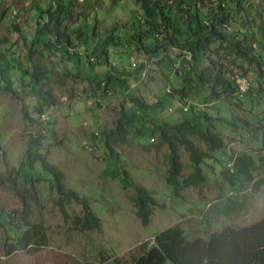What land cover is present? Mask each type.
I'll list each match as a JSON object with an SVG mask.
<instances>
[{"label": "rangeland", "instance_id": "374dc122", "mask_svg": "<svg viewBox=\"0 0 264 264\" xmlns=\"http://www.w3.org/2000/svg\"><path fill=\"white\" fill-rule=\"evenodd\" d=\"M218 1L206 0L214 9ZM51 3L71 8V17L64 23L67 33L73 35L89 17V24L98 20L99 36L103 39L114 36L119 40L117 46L109 48V63L96 59L89 64L83 43L76 40L82 45L75 43V49L84 55L80 64L67 57L58 64L55 53H30L37 26L42 17L46 18L45 11ZM226 4V8L229 5L237 9L226 14L228 22L222 31L247 34L251 44L256 45L253 47L257 53L264 56L262 48L254 41L260 39L264 45L261 36L264 0H228ZM142 14L135 0H0V54L4 55L0 68L7 67L9 61L14 64L8 73H0V175L8 176L11 169L20 167L31 137H40L44 147L51 151V163L65 173L66 190L87 197L102 221L99 232L76 231L55 205L59 194L51 183H37L33 188L23 184L20 190L28 197L30 221L45 227L46 242L38 250L35 244L23 250L14 241L18 234L11 232L8 239L4 228L0 227V264H115V258L121 260L120 264H130L132 255L140 253L142 244L152 246L158 233L176 224L182 226L189 240H208L224 227H246L264 219V66L257 69L236 58L229 44L214 43L211 54L230 70L228 77L235 81L238 77L246 78L250 88L243 98L239 91L235 98L211 100L209 89L196 78L207 64L206 56H199L196 62L187 48L171 46L166 47L168 51L157 52V46L165 43L167 33L159 27L161 23L157 19L154 28L157 27L156 33H161L162 40H156L155 34L146 36L150 27L140 20ZM137 33L142 35V44L135 37ZM187 35L178 39L184 42ZM164 51L175 64L168 62L161 67L157 64L156 57L163 52V58ZM34 70L49 72L50 79L41 78L36 82L29 76ZM63 74L70 76H61ZM118 75L128 80L129 85L114 80L110 86L100 87L102 81ZM5 80L13 82L16 93L5 92ZM35 84L45 90L52 89L58 101L56 107L45 113L47 121L36 113ZM170 84L178 90L186 88V96H168ZM133 97L151 106L161 102L159 108L150 109L143 117L146 120L143 134L147 136L140 135L142 124H137L123 132L127 143L118 141L113 144L115 153L106 154L102 135L116 128L123 108L130 115L140 111L139 106L130 101ZM187 102L191 106L205 107L214 118L211 129L224 140L225 147L213 151L199 135L185 132L187 138L209 155L203 164L205 181L199 186L180 187L194 173V166L185 147L179 145L183 171L178 178L180 185L173 188L168 181L171 169L168 146L160 142L158 134L152 135L149 131L154 129L153 122L174 125L192 121V110L183 111ZM26 112L37 122L26 120ZM232 120H236L237 128L233 127ZM43 121L47 124L42 125ZM242 121H247L251 128ZM49 128L55 135L47 132ZM176 133L169 130L168 134ZM150 137L155 139L152 143H149ZM232 153L253 158L254 182L242 185V181H238L236 187H232L223 180L221 163ZM121 168L129 173L131 184L146 188L156 200L148 227H144L136 215L135 190L133 185L121 181ZM234 202L240 205L236 211L218 213ZM22 208V200L9 184L0 187V213L4 217ZM69 213L82 215L81 205L72 203Z\"/></svg>", "mask_w": 264, "mask_h": 264}, {"label": "trees", "instance_id": "16d2710c", "mask_svg": "<svg viewBox=\"0 0 264 264\" xmlns=\"http://www.w3.org/2000/svg\"><path fill=\"white\" fill-rule=\"evenodd\" d=\"M135 1L143 12L142 16L139 17L140 20H144L150 27L145 32V35L155 34L156 40H162L161 33H156L158 29L157 27L156 29L154 28V23L157 19L161 23L159 27L163 28L167 33V38L163 39L165 43L162 46H157V52L169 49L170 47L168 46H171L173 49L174 47L187 48L192 55V59L196 62H198L199 56H206L207 64L196 75V78L199 84L209 89L211 100L235 98L238 97L239 92L236 81L233 77H228L230 70L221 60L212 56L211 53H214L212 45L214 43L229 44L236 58L255 65L257 69L264 66V56L257 53L253 47H256V45L251 44V39L247 34L243 32L230 34L222 31L223 26L228 22L226 14H229L228 12L231 9H237L229 5L226 8L228 0H219L216 9L210 7L206 0ZM45 15L46 18L42 17V21L37 26L35 44L30 48L31 54L55 53L58 64H62L66 57L68 60L80 64L84 55L79 54L75 49L76 40L83 43V47L86 50L85 56L89 64L96 59H104L108 63L110 62L109 48L117 46L118 39L116 40L114 36H108L104 39L99 36V22L97 19H94L93 23L89 24L87 22H90L91 18L88 17L84 20L83 27L71 35L64 29L65 20L71 17V8H67L65 4L60 3L55 6L54 3H51L50 7L45 11ZM185 33L188 35L184 42H181L178 36H182ZM237 34L242 35V37H238ZM261 36L264 38V21L261 27ZM135 37L142 44L141 33H137ZM254 41L260 45L264 53L262 41L260 39H254ZM80 43H76L77 46L82 45ZM89 46H92L93 49H90ZM164 52L165 56L163 58V52L156 57L159 59L157 64L160 67L168 62L170 64L174 63L173 58L166 51ZM3 59L4 55L0 54V62L4 61ZM144 63H141V65ZM12 65L14 64L9 61L7 67L4 69L0 68V73L2 75L8 73ZM49 75L47 71L34 70L29 76L39 82L41 78L50 79ZM61 76L69 77L70 75L63 74ZM114 80L120 81L124 86L129 85L128 80L120 75L115 76L114 79L108 77L99 85L101 87L104 84L108 87ZM4 83L7 85L4 88L5 92L16 93L13 88V82L5 80ZM34 91L37 95L35 109L40 116L58 105L52 89L45 90L35 84ZM167 95L170 97L175 95L185 97L186 88L178 90L172 87L167 91ZM130 101L133 104H137L140 111L130 115L123 108V114L116 128L109 134L102 135L105 149H107L106 154L108 151L110 154L115 153L113 144L118 141L127 143V137L123 132L128 131V128L137 127V124H142V131H139L140 135L142 137L147 136V134H143L145 129L143 123H146L143 117L148 115L147 112L150 109H157L161 105V102H158L151 106L136 97L130 98ZM190 110L194 113L192 121H183L174 125L171 123L158 125L153 122L154 129L149 131L152 135L158 134L160 142L166 143L168 146L171 166L168 181L173 188L180 185L178 178L183 171L178 151L179 145L185 147L194 166V173L186 178L180 187L199 186L205 181L203 164L205 159L209 158V155L201 151L193 141L187 138L184 134L185 132L199 135L213 151L222 150L225 147L224 140L212 131L214 118L205 111V107L191 106ZM24 117L32 123L37 122L28 112L25 113ZM242 123L251 128L247 121H242ZM44 124L47 123L43 121L42 125ZM232 125L235 128L238 127L236 120H232ZM169 130H174L177 133L169 135ZM47 132H52V135H55V131L51 128L47 129ZM153 139L151 140L150 137L149 143L155 140ZM50 154V149L44 147L42 139L32 136L23 164L18 168L11 169L8 176L0 175V187L5 186L6 183L9 184L10 189L23 203L21 211L14 210L6 217L0 213V227L4 228L8 239H10L11 232L17 233L18 235L14 238V241L23 250L30 249L34 244L36 245L35 249L38 250L46 242L45 227L42 224H33L30 221L31 210L28 197L25 192L20 190V186L23 184L33 188L37 183H51V186L55 187L59 194L55 205L59 208L66 223L68 224V221H71V228L74 230L82 233L87 231L99 232L102 228V221L92 210L89 199L81 196L76 191L66 190L65 173L58 166L51 163ZM218 162L221 163L222 160L218 159ZM221 166L222 172L220 175L232 187H236L238 181H242V185L255 181L253 176V172L256 169L255 161L247 154L232 153L226 162L221 163ZM120 172L121 181L126 185H133L130 182L129 173L124 168H121ZM133 188L135 190L136 215L142 225L148 227L153 215V208L156 206V200L146 188L137 185H133ZM74 202L81 205L82 215L71 216L69 213V207ZM238 208H240V205L234 202L231 207L219 210L218 213L230 214ZM105 260L106 257H103V261ZM114 261L115 264L121 263L118 258H115ZM130 264H264V219L246 227H224L221 231L214 233L208 240L202 238L189 240L182 226L176 224L158 233L152 246L146 243L142 244L140 253L132 255Z\"/></svg>", "mask_w": 264, "mask_h": 264}, {"label": "built area", "instance_id": "2783aa9c", "mask_svg": "<svg viewBox=\"0 0 264 264\" xmlns=\"http://www.w3.org/2000/svg\"><path fill=\"white\" fill-rule=\"evenodd\" d=\"M236 81L240 83V98H243L250 88V82H247L246 80H243V79H237V78H236ZM96 101L97 103H101V100H96ZM185 104L186 105L183 106V111L188 112L190 110L191 105L189 103H185ZM170 112H172V110H170ZM42 119L44 121H47L49 118L47 117V114H43Z\"/></svg>", "mask_w": 264, "mask_h": 264}, {"label": "bare ground", "instance_id": "6f19581e", "mask_svg": "<svg viewBox=\"0 0 264 264\" xmlns=\"http://www.w3.org/2000/svg\"><path fill=\"white\" fill-rule=\"evenodd\" d=\"M237 79H243V80H246L247 82H249V80L246 79V78L238 77ZM236 83H237V86H238V90L240 91V83L238 81H236Z\"/></svg>", "mask_w": 264, "mask_h": 264}]
</instances>
